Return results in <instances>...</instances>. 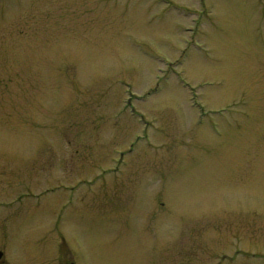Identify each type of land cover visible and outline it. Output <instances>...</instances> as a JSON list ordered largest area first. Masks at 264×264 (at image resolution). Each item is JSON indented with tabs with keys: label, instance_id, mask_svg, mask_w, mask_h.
I'll list each match as a JSON object with an SVG mask.
<instances>
[{
	"label": "rangeland",
	"instance_id": "rangeland-1",
	"mask_svg": "<svg viewBox=\"0 0 264 264\" xmlns=\"http://www.w3.org/2000/svg\"><path fill=\"white\" fill-rule=\"evenodd\" d=\"M0 244L264 264V0H0Z\"/></svg>",
	"mask_w": 264,
	"mask_h": 264
},
{
	"label": "flooded vegetation",
	"instance_id": "flooded-vegetation-1",
	"mask_svg": "<svg viewBox=\"0 0 264 264\" xmlns=\"http://www.w3.org/2000/svg\"><path fill=\"white\" fill-rule=\"evenodd\" d=\"M60 243H59V245L60 244H62V245H65V240H64V238H60ZM1 245V244H0ZM3 245V244H2ZM1 245V246H2ZM3 247H6L5 245H3L2 246V248L0 247V264H5V260H4V257H5V252H6V250H7V247H6V249L4 250L3 249ZM58 264H61L60 262L58 263ZM63 264H66V263H63ZM70 264H75L73 261L72 262H70Z\"/></svg>",
	"mask_w": 264,
	"mask_h": 264
},
{
	"label": "water",
	"instance_id": "water-1",
	"mask_svg": "<svg viewBox=\"0 0 264 264\" xmlns=\"http://www.w3.org/2000/svg\"><path fill=\"white\" fill-rule=\"evenodd\" d=\"M1 256V255H0Z\"/></svg>",
	"mask_w": 264,
	"mask_h": 264
}]
</instances>
